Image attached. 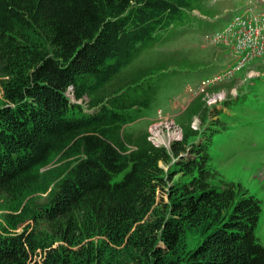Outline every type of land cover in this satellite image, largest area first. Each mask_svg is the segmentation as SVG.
I'll list each match as a JSON object with an SVG mask.
<instances>
[{"label":"trees","instance_id":"1","mask_svg":"<svg viewBox=\"0 0 264 264\" xmlns=\"http://www.w3.org/2000/svg\"><path fill=\"white\" fill-rule=\"evenodd\" d=\"M204 1L0 0V264H264L206 100L169 148L125 131L187 69L143 55Z\"/></svg>","mask_w":264,"mask_h":264},{"label":"rangeland","instance_id":"2","mask_svg":"<svg viewBox=\"0 0 264 264\" xmlns=\"http://www.w3.org/2000/svg\"><path fill=\"white\" fill-rule=\"evenodd\" d=\"M249 1L257 2L205 0L200 10L173 21V27L169 26L162 42L143 55L141 64L172 63L169 72L187 69L161 89L146 117L125 131L150 134L152 130L155 143L168 145L176 139L175 129H180L173 127L177 117L199 97L206 100L210 112L204 131L211 123H218L224 129L215 136L210 150L211 165L225 181L241 184L260 200L262 215L256 236L264 246V54L248 60L231 76L204 84L199 81L234 65L235 58L243 53L249 35L241 34L242 26L220 38L207 40L204 37L229 26L230 16L233 20L236 11ZM228 10L230 15L226 14ZM219 110L226 113L217 115ZM200 124L196 118L193 126L197 128ZM32 259L39 262L41 256L33 254Z\"/></svg>","mask_w":264,"mask_h":264},{"label":"built area","instance_id":"3","mask_svg":"<svg viewBox=\"0 0 264 264\" xmlns=\"http://www.w3.org/2000/svg\"><path fill=\"white\" fill-rule=\"evenodd\" d=\"M257 2H246L239 10L238 14L234 17L232 22L229 24V26L221 33H215L211 35H207L205 39H213V38H220L229 32H231L233 29H235L237 26H242L241 28V34L248 33V39L244 43V51L241 54V56L235 58L234 65L232 64L227 69H225L222 73L214 76L211 79H208L207 81H204V83L214 81L217 79H223L224 77L233 75L236 71L240 70L245 63L253 58H258L264 54V0H256ZM253 38L256 40L253 41ZM249 42V45H248ZM231 52V48H228ZM178 127L180 129L176 130V139L175 141H179L183 138V131L179 125L173 122V127ZM156 126H153L154 128ZM151 128V129H152ZM153 132L150 131L149 140L157 147H161L162 145H159L153 141ZM174 142V141H172ZM168 145L164 144L163 146L169 148L171 143Z\"/></svg>","mask_w":264,"mask_h":264}]
</instances>
